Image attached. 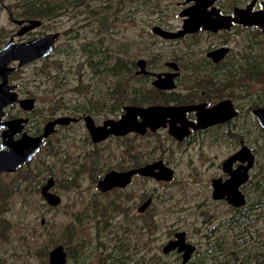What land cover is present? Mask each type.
<instances>
[{
    "label": "rangeland",
    "instance_id": "rangeland-1",
    "mask_svg": "<svg viewBox=\"0 0 264 264\" xmlns=\"http://www.w3.org/2000/svg\"><path fill=\"white\" fill-rule=\"evenodd\" d=\"M102 1L91 0V5L96 8ZM159 1L165 4L164 9H159ZM184 1L131 0L122 12L103 14L105 26L87 8H73L70 5L74 3L68 1L31 34L61 33L55 53L47 61L20 69L12 82L23 94L41 96L32 113L34 122H47L48 99L55 100L53 109L58 108L61 116L78 112L100 122L118 119L122 112L115 114L112 102L117 82L106 73L94 74L88 65L93 55L80 51L82 44L95 41L106 52L97 59L113 55L120 47L134 62L151 60L156 72L165 71L166 61L181 58L186 71L190 72L191 66L192 75L204 77L196 79L192 87L187 72L176 93L187 98V104L231 99L240 110L239 117L230 126L195 132L182 143L178 141L184 138L175 139L160 129L143 137H112L99 149L91 146L83 123L60 128L52 141L61 139L60 152L79 158L45 147L19 171L0 174V264H50V255L58 246L66 253L65 264H264V208L253 211L247 221L237 217L239 210L264 198V129L250 107L258 100L253 110L264 108V36L251 28L231 35L206 33L183 41L155 37L152 28L158 25L159 13H164L168 28L177 30L182 25V6L178 5ZM251 1L222 0L220 7L242 8ZM22 2L0 0V44L16 34L12 19L23 18ZM53 5L59 7V0ZM224 43L231 47L234 62L223 75L201 72L192 64L204 58L208 47ZM125 83L124 95L129 100L134 98L132 93L137 92V98L144 92L135 80L126 79ZM239 87L243 93L236 92ZM90 110L96 113L89 114ZM242 142L256 164L243 186L246 203L237 208L213 198V179L229 177L224 172L225 160L243 147ZM153 161L170 168L173 179L137 176L129 187L108 193L100 190V179L107 172L128 171ZM48 186L46 193L59 198V204L46 197ZM149 200V206L140 212ZM177 233H185V243L194 247L186 263V251L164 252Z\"/></svg>",
    "mask_w": 264,
    "mask_h": 264
},
{
    "label": "water",
    "instance_id": "water-1",
    "mask_svg": "<svg viewBox=\"0 0 264 264\" xmlns=\"http://www.w3.org/2000/svg\"><path fill=\"white\" fill-rule=\"evenodd\" d=\"M216 1L217 0H186L185 4L194 2V5L186 8L180 15L184 18L185 16L187 17L182 30L179 32H169L155 27L153 28V32L164 39L177 40L188 34L195 33L201 28L207 31L219 32L221 30L231 29L233 24L243 25L245 27H258L264 31V2L262 3V10L254 11L257 3L253 1L246 8H235L234 17H223L220 15L219 10L215 8L209 11V8H211ZM19 23L23 24L24 22ZM29 23L30 26L28 27L30 29L40 25V21L38 20H30ZM58 38L59 35L50 34L45 38H40L26 44L16 45L13 41L9 42L6 47L0 51V76L2 75L4 79H6L5 77L12 72V69L9 67L11 62L19 61L20 65L23 66L27 63L41 60L49 56L54 51V44ZM227 51V49H220L214 51L210 55L216 57V61H219L225 57ZM138 63L141 68L140 73H145L144 67L146 61L139 60ZM168 65L176 70L178 69L175 63H169ZM177 75L178 74H165L164 77L166 79H162V75H158L159 80L154 84L159 88L161 83H166L169 87L160 88L174 89L175 84L173 79ZM3 89H6L5 81L0 85V96ZM16 101H18L17 95H10L5 102L0 104L1 109H4L6 106ZM26 102H28V100L22 101L21 104ZM195 110L198 111L197 124L189 122L185 118V113L194 112ZM175 114L180 117L179 123L183 125L181 128L182 134L177 137L179 140H182L189 133L190 126L195 130L205 129L234 119L237 117L238 112L231 101L221 102L210 109H205L203 105H189L179 108L164 106H149L146 108L128 107L126 108V114L119 121L107 120L102 128H97L91 117L88 118L87 122L89 123L88 128L94 136L95 142H100L111 135L123 136L131 132L145 135L148 128L156 132L162 127H167L166 119L168 117H173ZM254 114L259 124L264 129V108L255 109ZM139 117L142 118V122H139ZM72 121L71 117H59L46 124L43 136L28 137L24 135L22 139L7 144L10 149L0 151V174L5 172H17L39 153L44 144V140L56 132L57 129H55V127L66 126ZM19 123L22 122L19 121ZM136 124L140 126L135 127L134 125ZM96 133L100 135V138L96 136ZM237 162L241 163V165L238 166L236 170H233L232 167ZM254 163L255 156L246 146H243L237 153L226 160L224 163V172L229 173V178L226 181H224L223 178L213 180V198L218 201L226 200L229 204L237 208L244 206L246 197L240 188L248 182L249 171L254 166ZM164 165L162 161H158L153 164L128 170V172L124 173L113 172L106 177L104 182H100L99 187L104 192L114 187L123 188L130 183L131 178L135 175L154 177L159 181H171L173 179V171L168 167L166 168ZM154 171H158V173L154 175ZM50 185H52V181ZM49 188L50 186L45 188L46 197L50 199L52 203L56 202L59 204V198L57 200L53 195L46 193ZM149 204L150 200L143 205L144 207L142 206L140 211H145ZM175 250H178L179 253L186 251L184 263L190 259L194 247L185 243V233H177L175 235V240L170 241L164 248L165 253ZM50 258V264H65L66 253L64 252L63 246H58L57 249L51 253Z\"/></svg>",
    "mask_w": 264,
    "mask_h": 264
},
{
    "label": "flooded vegetation",
    "instance_id": "flooded-vegetation-1",
    "mask_svg": "<svg viewBox=\"0 0 264 264\" xmlns=\"http://www.w3.org/2000/svg\"><path fill=\"white\" fill-rule=\"evenodd\" d=\"M185 1L183 2V4H179L178 5V6H180V5L182 6V10L180 11V14H179V17L181 19L182 25H180V27H178L177 30H174L173 28H168V26L165 25V21H164V17H163L164 15H162V16H160L158 18V21H157L158 25H155L153 28L159 27V28H161V29H163L165 31H169V32H179L180 30H182V28H183V26L185 24V21L187 20V17L185 16V18H184V17H181L180 15H181V13L184 10H186V8H189V7L194 5V2L185 4ZM221 1L222 0H217L215 2V4L211 8H209V11H211L213 8H215V9L219 10L220 15L223 16V17H231V16L234 17L235 8H241L239 6H231L230 10H224L222 7H220ZM253 1H255L257 3L256 6H255V10L254 11L263 9L262 3L264 2V0H262V1L252 0L249 4L246 5V7H248ZM25 3L26 2L23 1L22 4H20V9L22 10L21 13L23 15V18H20V19L13 18L12 19L13 23L17 27L16 34H14L11 37L10 41H6V42L0 44V51L3 50L6 47V45L9 42H11V41H13L16 45H20V44H26V43L33 42V41H35L37 39H40V38H45L46 36H48L50 34L59 35V38L57 39V41L54 44V51L49 56L45 57L44 59L37 60V61H42V62L47 61V59L51 55H53L55 53V51L57 49V46H58V44L60 43V41L62 39V35H61V33L57 32V33H48V34L41 33V34H38L37 36H32L31 34L36 29L40 28L43 25L44 21L47 20V18L25 17L24 15L27 12V7H26ZM100 6H98L96 8L92 7L91 9H87V10H89L90 13H93L94 18L97 17V18H99V20H102V18H105V16L103 15L105 13L100 14L102 12L100 9H98ZM246 7H242V8H246ZM94 10H96V11H94ZM107 12L108 11H106V13ZM52 16L50 18H52ZM30 20H38V21H40V25L35 27V28H33V29H30L28 27V26H30V23H29ZM160 20H162L161 21L162 24H161ZM19 22H24V23L20 24ZM105 22H107V18H105L103 20V22H100V24L105 26ZM165 27H167V28H165ZM153 28H152V34H154L155 37H157L159 39H162L164 41H183V40H185L188 37L199 36L201 34H206V33L207 34H217V35H225V34L226 35H231V34H233V32H235L237 30L251 29V28H257L259 30V32L264 36V31L262 29L258 28V27H245L243 25L233 24L231 29H229V30H221L219 32H213V31H207V30H204L203 28H201L199 31H197L195 33H192V34H188V35L184 36L181 39L169 40V39H164V38L156 35L153 32ZM226 42H228V41H226ZM99 44H100L99 42H95V41H91V42H88L86 44H82L80 46V51L83 52V53L91 52V54L93 55L92 60L88 62V65H89L90 68L93 69V73L94 74L95 73H106L107 74L108 72L104 71V67L101 64L103 62L107 63L105 61V58L108 56V54H106L104 57H102L100 59L96 58L97 55L106 53L105 50L102 47H100ZM220 49H227L228 51H227V53H226V55H225V57L223 59H221L219 61H216V57L211 56L210 54L213 53L214 51H217V50H220ZM231 54H232V49H231V47H229L227 45V43H224L223 45H221L219 47H215V48L208 47L205 50L204 58L203 59H199V60H193L192 64L194 66L198 67V69H200L201 72H206V71L211 70L210 72H214L216 74L223 75L226 71H228L231 68V66H232V64L234 62V59L230 58ZM111 57H113V55H109L108 56V58H111ZM128 57H131V56H126L125 55V58H128ZM139 60H145V59H139ZM138 61H135L136 71H135V74L133 76H135V78H137L135 81H137L139 83V85H140V86H138V84H136V87L137 86L140 87V89H143L144 92L142 94H140L139 96H137V102H138L137 105H127L124 102V98H125L124 88H125V84L126 83L125 82L121 83V84H124L123 87L116 89L115 93L117 94V96L113 98V105H114L115 110H116L115 114L117 112H122V114L118 117V119H106L103 122H100V120L94 118L92 115H86V114L82 115L81 113H78V112H75V111H73L75 113H70V114H66V115H62L61 116V115H59L60 113L58 112V108L56 110L53 109L54 107H53L52 104H53V102L55 100L48 99L47 102H46V115L48 117H47V122L45 124H42V123L37 122V121L34 122V118L32 116V113L36 110V108H38V101L41 99V96H36V95L35 96L34 95L29 96L27 94H23L24 92L21 89V87L18 84H16V83L14 84L12 82V81H14L16 73L20 69H23L25 66H27V65H29V64H31L33 62L27 63V64H25L23 66L20 65L19 61L11 62L9 64V67L12 69V72L8 76L5 77L6 79H4V77L2 75L0 76V85L3 84L4 81L6 82V89H3L1 91L0 104L2 102H5L10 95H14V94L17 95L18 101L6 106L4 109H1V106H0V151L9 150L10 147L7 144H10L12 142H16V141L22 139V137L24 135H26L28 137H40V136H43V134L45 133L46 124H48L51 121L56 120L59 117H71V119L73 121L70 124L66 125V126H57V127H55V129H57L56 132L53 135H51L50 137H48L47 139L44 140V144H43L41 150L39 151V153H37L32 158V160L29 163H31L36 157H38L41 154L43 148H45V147L48 148V150L50 152H59V154H61L62 156H67V157H72V158H79L78 156L74 157L73 154H67V153L60 152V143L62 142L61 139H58L56 141H52V138H55L58 135V132H59L60 128H62V127L68 128L71 125H78V124L83 123L84 126L86 127V130H87L92 142L89 140V138H87L86 140H87L89 145H90V142H91V146L92 147H96V149H99L100 147L106 145V143L108 141H110L112 139V137L113 138L114 137L119 138V137H125L127 135H131V134L135 135V136L143 137L139 133L131 132V133H129L127 135H123V136L111 135L110 137H108L105 140H102L100 142H95L94 136L91 134V132H90V130L88 128L89 127V123L87 122L88 118L91 117L93 119V121L95 123V126L97 128H102L104 126V123L107 120L119 121L126 114V108H128V107H144V108H146V107H149V106H164V107L179 108V107L189 106V105H195V106H202L203 105L205 107V109H210V108L218 105L221 102L231 101L232 105L234 106V108L238 112L237 117H235L234 119L229 120L227 122L219 123L217 125H213V126H210L208 128H205V129L195 130L192 126H190L189 127V133L184 137L183 141H178L177 140L180 143L184 142L187 138L192 136V134L195 133V132L206 131V130H209V129H212V128H215V127L230 126L239 117L240 110L238 109V107L235 105V103L231 99H222V100H219V101L218 100L210 101V100L206 99V100H204V101H202L200 103L187 104L188 99L187 98L185 99V98H183L182 96H180L179 94L176 93V90L178 89V87L180 85V82L186 77V73L188 72V71H186V69L184 67V62L182 61L181 58H177L174 61H166L164 63L165 71H163V72H161V71L160 72L153 71L151 66L155 67V64L151 60H148V61L145 60L146 61V64H145V67H144L145 73H140L141 68L139 66ZM34 62H36V61H34ZM125 62H127L126 59H125ZM169 63H175L177 65L178 69L176 70L175 68L170 67L168 65ZM108 64H111V63H108ZM108 68H110V66ZM189 70H191V71L188 72L189 76H187V79L190 80V82L193 84L192 85V87H193L195 82H196V79L202 78V77H204V75H197V76L196 75H192L195 71L192 69L191 66H189ZM234 72H235V70L231 71L228 76H232L234 74ZM165 74H169V75L178 74L173 79V82L175 84V88L174 89H164V88L162 89V88H160V87H165V88L169 87V85L166 84V83H161L159 85V88H157L155 86L154 83L159 80L158 79V77H159L158 75H162V79H166L164 77ZM107 76H108V74H107ZM128 80L131 81L130 78H128ZM236 92L237 93H243L244 92L243 91V87H239ZM155 95L162 96V98L158 99V100H153L151 97L155 96ZM189 95H190V97H193V95H191V94H189ZM149 97H150V99H148ZM24 100H28V102L21 104V102L24 101ZM73 101H75V100L73 99L72 101H70V103H72ZM255 105H257L256 101H255V103L253 105H250V107L252 108L251 111H253V114H254V110H255V109L253 110V108H255ZM258 108H261V107H258ZM258 108H256V109H258ZM88 113L92 114V113H96V111L90 110ZM185 118H186L187 121L197 124L198 111L195 110L194 112L185 113ZM166 120H167V123H166L167 127H162V128H160L161 130L159 129L160 131L159 130H157V131H159V132H161V131L167 132L172 137L174 136L173 138H175V137L177 138L178 136H180L182 134V129L181 128L183 127V125L179 123L180 122V117L177 114H175L173 117H168ZM19 121H21L22 123H19ZM139 122H142V118H140V117H139ZM134 126L138 127L140 125L136 124ZM150 132H154V131H152V129L148 128L147 131H146V135L148 133H150ZM96 136L99 137L100 135L98 133H96ZM243 144H244V142L241 143V146H243ZM231 156H233V155H231ZM156 162H158V161H156ZM29 163H27V164H29ZM153 163H155V161H153L150 164H153ZM235 164H237V163H235ZM235 164L233 166L236 167V169H237L238 166H240V165L235 166ZM254 164H256V163H254ZM236 169H234V170H236ZM113 172L114 173H124V172H128V171L111 170V171L107 172L105 175H103L101 177L100 182H102V181L104 182L106 177L108 175H111V173H113ZM230 172H231V170H230ZM157 173H158V171H154V175H156ZM227 175L229 176V173H227ZM137 176H140V175H135L132 178H135ZM132 178H131L130 183L127 186H124L123 188L129 187V186H131L133 184V181H132L133 179ZM220 178H223V180L226 181V180H228L229 177L225 178V177L221 176ZM250 179H251V175H250V172H249V180ZM243 186L240 188L241 191H243ZM118 189H122V188L114 187L111 190H108V191H105V192L103 190H101V189L100 190L102 191V193H108V192H111V191H114V190H118ZM223 201H226V200H222L221 202H223ZM141 208H140V210H141ZM175 235H174V239L169 240V242L172 241V240H175ZM175 252H176V250H175Z\"/></svg>",
    "mask_w": 264,
    "mask_h": 264
},
{
    "label": "trees",
    "instance_id": "trees-1",
    "mask_svg": "<svg viewBox=\"0 0 264 264\" xmlns=\"http://www.w3.org/2000/svg\"><path fill=\"white\" fill-rule=\"evenodd\" d=\"M25 1V5L27 7V12L24 15L25 17H35V18H47L50 19L54 13L60 9H63L66 5H68V1L71 3H74L70 6L74 7H85L87 9H91V0H59V7H56L53 5L54 0H23ZM105 0L98 9H100L102 13H106V11H112L114 10L116 13L122 12V9L124 7V4H129L131 3V0H118V3H116V0ZM133 1H138V0H133ZM155 2V0H154ZM146 3V0L145 2ZM157 5L159 9H164L165 4L161 3L160 1L157 2ZM170 6V5H169ZM96 11V10H94ZM160 16L164 15V13H159ZM105 18H102L100 22H103ZM162 19V18H161ZM162 20H160L161 22ZM162 24V22H161ZM128 52L124 50L123 48H119L115 54H113V57L108 58V56L105 58V61L107 63H102L101 65L104 67V71L108 72V77L111 78L112 80H115L117 82V86L115 87V91L117 88H122L126 79L130 78L131 80H136L135 74L136 71V64L131 57L127 58V62H125V55H127ZM111 63V64H108ZM110 66V68H108ZM136 92L133 93L134 98L129 100L126 97L124 98V102L127 105H137V98H136ZM117 94L113 93L112 95V102L113 98L116 97ZM256 103L258 104L259 101L256 100ZM113 110H115V107L113 105ZM264 139V137H263ZM264 208V198L259 201L255 202L254 204L252 203L251 205L248 206L247 209H241L239 210L237 217L241 221H247L248 220V215H253V211L255 212L257 209H263ZM264 216V212H263ZM261 242L264 244V240H261Z\"/></svg>",
    "mask_w": 264,
    "mask_h": 264
}]
</instances>
